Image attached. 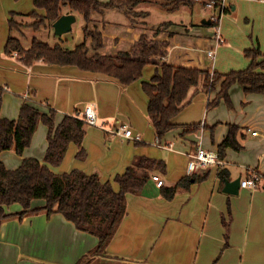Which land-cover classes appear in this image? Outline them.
<instances>
[{
	"label": "crops",
	"instance_id": "1",
	"mask_svg": "<svg viewBox=\"0 0 264 264\" xmlns=\"http://www.w3.org/2000/svg\"><path fill=\"white\" fill-rule=\"evenodd\" d=\"M152 1L155 5L151 10L143 8L147 3L139 7L149 13L148 25L153 24L149 19L154 9L165 10L158 6L159 2ZM28 2L0 0V86L8 88L0 98V118L16 120L21 106L27 103L44 114L53 109L57 126L65 115L76 117L86 106H91L103 127L86 124L82 143L85 158L76 157L78 147L71 143L60 165L53 167L43 162L48 129L39 123L30 145L21 155L13 147L0 152V162L11 171L18 169L24 159H36L56 174L72 170L88 175L96 173L101 182H111L116 191L115 176L123 174L139 158L164 161L165 173L150 172V181L142 193L126 195V213L105 256L88 257L97 245L95 236L77 230L59 213L47 215L38 211L21 218L12 216L1 223L0 264H264V94H246L242 86L233 84L228 92V105L221 100L217 106L208 108V103L220 91L223 79L211 92L202 79L188 95L195 91L202 96L204 119L181 122L180 113L185 106L171 120L174 128L160 139L166 145L160 147L155 144V130L147 115L148 98L142 90V82L150 81L155 66H146L141 80L122 86L114 78L74 66L47 64L41 60L24 65L18 56L8 55L4 47L13 36L8 24L11 14L27 17L34 11L32 0L31 8H24L23 4ZM196 4L202 8L198 15L194 14L199 22L192 19ZM225 4V14L218 23L225 42L215 48L211 61L205 57V50L215 47L214 29L202 21L209 20L212 11L197 1L168 12L172 18L160 22H171L170 30L175 33L168 62H172L175 51L188 48L209 63L210 71L226 75L249 66L250 60L244 55L246 50L257 46L264 53V1L226 0ZM180 13L183 14L178 19ZM117 14L126 16L112 9L102 16L95 15L93 20L104 27V21L111 18L114 22ZM123 23L127 29L129 20ZM134 33L138 36L141 32L136 29ZM117 47L113 53L119 50ZM102 53L109 54V51L106 53L104 49ZM119 125L127 126L140 140L115 134ZM229 125L239 129L237 141L241 150L226 149L224 158L219 159L220 165L203 168L195 174L208 173L205 180H192L187 187L177 188L172 200L162 197L152 177H160L163 187H173L189 177L186 174L188 157L199 147L217 153ZM218 171L224 174L223 179ZM250 171L261 177L256 189L239 187L236 195L223 192L225 181L238 177L243 180ZM43 205V200L31 203L32 208ZM20 211L19 204L4 207L5 214Z\"/></svg>",
	"mask_w": 264,
	"mask_h": 264
},
{
	"label": "trees",
	"instance_id": "2",
	"mask_svg": "<svg viewBox=\"0 0 264 264\" xmlns=\"http://www.w3.org/2000/svg\"><path fill=\"white\" fill-rule=\"evenodd\" d=\"M34 11L27 17L38 19L36 28H52V24L64 14L80 15L85 25L82 27L83 40L73 48H66L62 43L49 45L32 40L25 49L18 39L10 36L4 50L8 55L16 52L21 62L30 66L38 61L59 66H74L83 71L100 73L114 78L122 86H129L141 80L143 70L148 65L155 66L149 82H142V90L147 95V115L155 130L156 138L162 139L174 128L171 120L189 103L188 92L205 80L208 92L221 81V88L216 98L207 107H214L224 100L229 104V89L233 84L243 87L246 94H264V53L256 46L246 50L244 55L250 60L249 66L241 71L220 75L210 71L209 63L199 59L192 49L177 50L172 62H168L169 50L175 33L170 30L171 22H163L153 27L152 34L143 30L138 36L134 31L145 26L148 12L139 10L142 4L150 0H32ZM167 12H174L181 6H190L202 0H154ZM119 10L129 20L127 36L115 35L113 45L117 47L124 39L130 41L125 50L112 54L102 53L105 49V32L103 25L94 21L95 15L102 16L106 10ZM41 11L42 14H38ZM11 14L10 32L13 30ZM141 17V19H139ZM211 22L209 26H214ZM56 112L49 109L48 114L40 112L31 105L21 106L16 120L0 118V152L15 148L21 155L30 143L39 123L48 129L47 149L43 162L50 166H59L69 144L78 147L76 157L85 158L83 139L86 123L75 116L65 115L55 126ZM238 127L228 126V133L218 146L219 159L224 158L226 149L240 151L237 141ZM159 170L165 173V162L148 158H139L126 168L123 174L115 176L113 182L118 186L116 191L112 183L101 182L99 176L85 174L80 170L56 174L36 159H24L16 170H8L0 162V225L12 216L23 217L27 214L44 211L47 215L61 214L77 230L93 235L98 242L89 251L88 257L105 256L106 248L116 233L125 213L126 195L142 193L150 181V172ZM208 173L192 175L181 179L173 187H160V194L166 200H172L176 189L187 187L190 182L205 180ZM218 176L223 179L222 171ZM34 200H43L41 207H31ZM19 204L22 211L14 215L5 214L4 207Z\"/></svg>",
	"mask_w": 264,
	"mask_h": 264
},
{
	"label": "rangeland",
	"instance_id": "3",
	"mask_svg": "<svg viewBox=\"0 0 264 264\" xmlns=\"http://www.w3.org/2000/svg\"><path fill=\"white\" fill-rule=\"evenodd\" d=\"M29 2L23 4L24 8L28 9L31 8V0H28ZM152 1V0H150ZM149 1V2H150ZM210 0H202L204 5H206L207 2ZM149 5L143 6V8L148 10H151L154 8L155 3L152 1L151 3H147ZM161 7L160 5H158ZM162 8V7H161ZM31 10V9H30ZM155 11H152L149 22L153 23L151 25H148L147 23V18H145L146 25L145 26H139L137 29L142 32L143 30L147 31L149 35L152 34L153 30L152 28L157 26L158 23L165 21L167 19L172 18V16L163 9H154ZM202 10L201 6L199 4H196L194 6V9L192 10L193 16L192 19L195 18V15H198L197 12H200ZM116 13V11H114ZM184 13V12H183ZM183 13L177 14V18L181 19V16ZM186 15V12L185 14ZM110 18V17H109ZM189 19L190 17L187 16ZM141 19V17H139ZM128 20L126 19V16L123 17L122 14H117L116 20L113 22L110 18V21L105 20L104 21V32H105V50L106 53L112 54L113 51L115 50L114 45H113V37L115 35L119 36H127L126 33V25H124V21ZM198 19H194V22H199L197 21ZM13 30H12V35L14 38L18 39L20 42L21 46L25 49H27L32 40H37L41 41L44 43H48L49 45H54L56 43H62V46L66 48H73L75 45L79 44L83 40V33H82V27L85 25V22L83 18L80 15H77L75 23L72 25V30L62 36H57L54 34L53 28L49 27H44V26H38V31L34 30L36 28L37 23H39L38 19H33V18H28V17H21V16H14L13 18ZM35 25V28H34ZM100 26V22H99ZM152 26V27H150ZM103 27V26H102ZM213 28V27H212ZM37 29V28H36ZM64 37H66L64 39ZM129 46V42L126 40H122L118 47L116 49L119 50H125ZM112 52V53H111ZM16 53V52H14ZM18 54L16 55V57ZM209 61V60H208ZM147 76V73L144 72V77ZM146 78V77H145ZM143 94V92H142ZM144 95V94H143ZM188 101L189 103L187 106L184 108V110L180 113V121L181 122H186V123H192V122H199L202 121L205 117V107L202 108L203 105H205V101L202 98L201 95H199L197 92H190L188 95ZM201 107V108H200ZM100 124V121L98 122V125ZM95 128V127H94ZM151 129V127H150ZM200 129V128H199ZM153 139H155L153 137ZM117 189V186H116Z\"/></svg>",
	"mask_w": 264,
	"mask_h": 264
},
{
	"label": "built area",
	"instance_id": "4",
	"mask_svg": "<svg viewBox=\"0 0 264 264\" xmlns=\"http://www.w3.org/2000/svg\"><path fill=\"white\" fill-rule=\"evenodd\" d=\"M226 0H210L209 2L206 3L205 8L207 10H211V16L209 17L210 22L215 23L213 27L214 29V48H210L205 50V57L209 59L210 61L214 59L215 56V48L217 46L222 45L225 41L224 38L221 36L219 30H218V23L221 19V16L225 14V9H226ZM264 1V0H260ZM17 53H13V56H16ZM8 88L6 86H0V98L3 92H6ZM27 95L24 96V98ZM77 118L81 119L84 121L87 125L90 126H97V117L96 114L91 106H86L83 112L80 113V115L76 116ZM99 126L102 128L103 124H99ZM203 124H200V127L203 128ZM115 134L125 137V138H131L134 141L140 140L138 136L133 135V131L129 129L125 125H119V128L116 130ZM254 135L257 133L254 132ZM155 144L160 146V147H165V144H162L160 142L159 138H156ZM167 146H172L171 144ZM220 161L218 158V155L214 151H208L202 147H199L196 151L195 154L190 155L188 157L187 161V166H186V174L187 176H192L195 175L199 170L203 168H208L211 166L215 165H220ZM153 182L157 187H163L164 186V181L158 177V176H153L152 177ZM261 177L254 171H250L247 178L243 179L240 181V188H251V189H256L260 183Z\"/></svg>",
	"mask_w": 264,
	"mask_h": 264
},
{
	"label": "water",
	"instance_id": "5",
	"mask_svg": "<svg viewBox=\"0 0 264 264\" xmlns=\"http://www.w3.org/2000/svg\"><path fill=\"white\" fill-rule=\"evenodd\" d=\"M76 21V16L72 14H64L59 19H57L53 24L52 28L54 30V34L57 36H62L72 30V25ZM202 24L204 25H210V20H203ZM240 177L228 182L225 181V185L223 188V192L230 194V195H236L238 194L239 187H240Z\"/></svg>",
	"mask_w": 264,
	"mask_h": 264
}]
</instances>
